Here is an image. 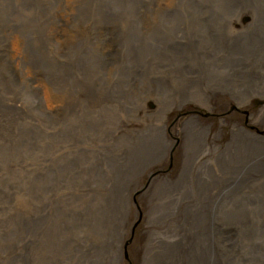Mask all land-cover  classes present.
I'll return each mask as SVG.
<instances>
[{"label": "rangeland", "instance_id": "1", "mask_svg": "<svg viewBox=\"0 0 264 264\" xmlns=\"http://www.w3.org/2000/svg\"><path fill=\"white\" fill-rule=\"evenodd\" d=\"M99 1L0 0V264H154L163 250L167 258L182 242L195 186L230 154L235 131L264 140V92L243 91L236 77L264 75V43L248 55L234 48L240 66L226 74L216 68L249 19L239 22L241 10L212 14L208 31L191 0ZM166 9L185 23L169 52L172 27L158 25ZM156 28L164 36H148ZM229 73L241 93L216 87ZM77 87L87 90L80 98ZM60 88L72 98L54 101ZM139 134L164 145L137 169L126 164ZM186 169L187 184L176 186ZM115 212L120 229L98 246L102 214Z\"/></svg>", "mask_w": 264, "mask_h": 264}, {"label": "bare ground", "instance_id": "2", "mask_svg": "<svg viewBox=\"0 0 264 264\" xmlns=\"http://www.w3.org/2000/svg\"><path fill=\"white\" fill-rule=\"evenodd\" d=\"M101 1L105 4L106 9L108 8V6L111 7L110 0ZM101 1L99 2L101 3ZM191 2L197 8V11L199 13L202 11L201 13H204V15H206V17H204V23L205 26H208L206 27L208 31H212V29L215 28L214 24L211 21V23H209L208 20L211 18L212 14L215 15L218 12H220L218 15L226 13L230 14V11L237 14L239 10H241V12L239 13V22L242 20V18L249 17L246 24L242 28L238 29L236 34L232 35L234 36L233 38H231L232 44L229 45L226 49L228 55L225 57V59H222L223 63H216V68L221 71L222 74H226L234 66H240V64H236L232 60L231 55L233 54L234 48L236 49L234 51L235 53H245L246 55H248L250 52L254 53V47L263 50L260 47V43H264V10H262L259 6L261 2H264V0H191ZM123 3L125 2L123 1ZM177 10L166 9L164 12H162V16L160 19L161 24L158 25L161 26V28L169 29V24L172 27V29L170 30H173L172 37L169 36L171 35V32L169 34H165L166 37H164L163 41H166L169 44L162 47L163 52H169L168 50H173L171 45L177 41L174 36L178 34L179 30L181 31V29L178 28L182 27L183 24H185L182 23L183 16L179 11L180 8L178 11ZM207 11L208 13L206 14ZM247 11H250V14ZM120 13L121 12H119V14ZM133 22L134 20L132 21V23ZM165 23L166 25H164ZM158 29L155 32H150L148 36H164L162 32L166 31ZM111 33H113V31ZM223 33H220L219 36H222ZM133 34L134 32L130 30L129 36ZM154 42H156L158 45V41L154 40ZM139 43V41L133 43L138 54L147 51V49H145L143 46L139 48ZM154 46L156 45L154 44ZM214 47L218 46L215 45ZM156 48L161 49V47L158 46ZM129 50H131V48ZM260 60L262 62L264 60V57H262V59L260 58ZM224 62L226 64H224ZM223 64L226 65L225 68L223 67ZM262 65V72H264V62H262ZM254 73L256 72H253L252 70L245 72L243 71L236 74V77L240 78L241 80L243 79L244 85L242 86V90H259L261 92H264V86H262L263 88L261 89H259L257 86V82L263 81L264 83V77H262L264 75H260L258 77L256 76L257 74L255 75ZM230 74L231 73H229L220 82V84H217L216 87L221 88L225 86L229 89H237L236 91L238 92L242 91L238 88L237 85L236 87L232 85L233 83H231V80H229L231 79V76H229ZM177 78L176 82H182V79L179 81ZM48 80H50L52 83L54 81L59 82V80H57L52 75L48 77ZM82 88L83 87H77V89L75 88V90H73L74 94H76L79 98L82 94H78L85 93L86 90L83 88L84 91H81ZM61 92L62 88L58 89V93L55 92L54 101L58 99V101H62L64 99L72 98L68 97L69 95L63 96V93L60 94ZM90 92L91 91H88L86 95H88ZM90 99L91 105L93 106L94 102L97 101V98L93 93H91ZM156 126H158V124H156ZM140 135L141 134H139V136H134V139L135 137H137V141L134 145L131 144L130 146V152H133V154L132 157H129V160H127L126 164L133 165L137 169L147 160L155 156L157 157V155L160 154V152L163 150L164 145V141L162 140V138L157 137V135H152L151 138H148L144 141L140 140ZM233 137V149L231 150L230 154L227 157L225 156L226 158H220V160L218 158V163L222 161L219 165L217 164L218 168L215 171L213 170L214 172L211 171L206 178L202 177L198 186H195L197 187L196 192L199 195H197V198H195V201L192 205H190L189 207L186 206V209L184 210L183 224H180V227L183 228V230H181L182 235H180V238H182V242L180 244L169 247L172 249L173 253H171L167 258H161L164 250L159 254L157 252L154 264H264V140L257 139L258 137L255 138V136L249 134H245L243 130H236ZM183 172L184 173L176 181V186H183L184 183L187 184L190 177L189 169H186ZM218 173L222 176H219ZM191 177L194 178L195 176L192 175ZM245 183L246 185L251 183V187L246 190V192H241L240 189ZM122 214V212H115L107 216L102 214L101 220L98 225L103 237L101 238V240H99L100 244L98 246H106L109 240L115 238V235L121 226ZM106 220H110L112 222L113 229H104L105 224H100L101 222ZM11 243L13 242L11 241Z\"/></svg>", "mask_w": 264, "mask_h": 264}]
</instances>
